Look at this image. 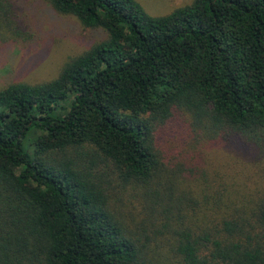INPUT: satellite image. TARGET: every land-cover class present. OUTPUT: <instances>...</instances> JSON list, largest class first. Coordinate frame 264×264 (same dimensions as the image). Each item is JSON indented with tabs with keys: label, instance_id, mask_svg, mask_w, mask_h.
Listing matches in <instances>:
<instances>
[{
	"label": "trees",
	"instance_id": "obj_1",
	"mask_svg": "<svg viewBox=\"0 0 264 264\" xmlns=\"http://www.w3.org/2000/svg\"><path fill=\"white\" fill-rule=\"evenodd\" d=\"M47 1L105 36L0 86V264H264V0Z\"/></svg>",
	"mask_w": 264,
	"mask_h": 264
},
{
	"label": "rangeland",
	"instance_id": "obj_2",
	"mask_svg": "<svg viewBox=\"0 0 264 264\" xmlns=\"http://www.w3.org/2000/svg\"><path fill=\"white\" fill-rule=\"evenodd\" d=\"M139 1L149 13L161 15L192 0ZM17 12L34 34L27 41H0V86L15 79H51L69 55L80 53L105 36L101 29L87 28L74 16L58 13L47 0H21Z\"/></svg>",
	"mask_w": 264,
	"mask_h": 264
}]
</instances>
